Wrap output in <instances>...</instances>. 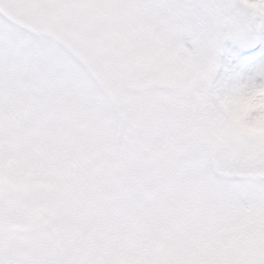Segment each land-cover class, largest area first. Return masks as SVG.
I'll return each instance as SVG.
<instances>
[{
    "label": "snow or ice",
    "instance_id": "6c2138e0",
    "mask_svg": "<svg viewBox=\"0 0 264 264\" xmlns=\"http://www.w3.org/2000/svg\"><path fill=\"white\" fill-rule=\"evenodd\" d=\"M214 9L0 0V264H264V144L185 47Z\"/></svg>",
    "mask_w": 264,
    "mask_h": 264
},
{
    "label": "rangeland",
    "instance_id": "374dc122",
    "mask_svg": "<svg viewBox=\"0 0 264 264\" xmlns=\"http://www.w3.org/2000/svg\"><path fill=\"white\" fill-rule=\"evenodd\" d=\"M212 3L215 10L205 17V37H190L185 47L189 51L202 50L211 58L207 81L196 92L215 108L216 97L221 93L234 92L264 79V14L250 13L241 0H212ZM230 6L233 11L228 9ZM226 17L233 18L234 24L243 22L244 26H226ZM255 45L261 46L256 54L252 52Z\"/></svg>",
    "mask_w": 264,
    "mask_h": 264
},
{
    "label": "clouds",
    "instance_id": "9594fccd",
    "mask_svg": "<svg viewBox=\"0 0 264 264\" xmlns=\"http://www.w3.org/2000/svg\"><path fill=\"white\" fill-rule=\"evenodd\" d=\"M241 4L252 14H264V0H241ZM216 105L222 132L249 145L264 144V79L221 93Z\"/></svg>",
    "mask_w": 264,
    "mask_h": 264
}]
</instances>
